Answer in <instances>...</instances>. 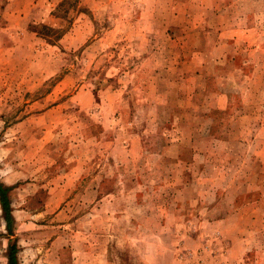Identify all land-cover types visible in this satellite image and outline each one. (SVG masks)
Returning a JSON list of instances; mask_svg holds the SVG:
<instances>
[{"label": "rangeland", "instance_id": "rangeland-1", "mask_svg": "<svg viewBox=\"0 0 264 264\" xmlns=\"http://www.w3.org/2000/svg\"><path fill=\"white\" fill-rule=\"evenodd\" d=\"M0 264H264V0H0Z\"/></svg>", "mask_w": 264, "mask_h": 264}, {"label": "trees", "instance_id": "trees-1", "mask_svg": "<svg viewBox=\"0 0 264 264\" xmlns=\"http://www.w3.org/2000/svg\"><path fill=\"white\" fill-rule=\"evenodd\" d=\"M9 187L0 183V205L3 212V217L6 223V227L9 232H12V220L10 198L8 196ZM8 264H17L16 259V247L15 244H11L8 249Z\"/></svg>", "mask_w": 264, "mask_h": 264}]
</instances>
